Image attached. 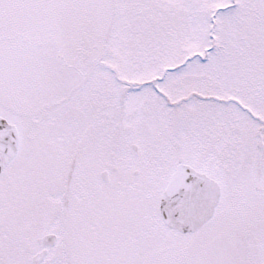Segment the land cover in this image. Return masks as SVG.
Masks as SVG:
<instances>
[{
    "label": "snow or ice",
    "instance_id": "1",
    "mask_svg": "<svg viewBox=\"0 0 264 264\" xmlns=\"http://www.w3.org/2000/svg\"><path fill=\"white\" fill-rule=\"evenodd\" d=\"M0 264H264V0H0Z\"/></svg>",
    "mask_w": 264,
    "mask_h": 264
}]
</instances>
